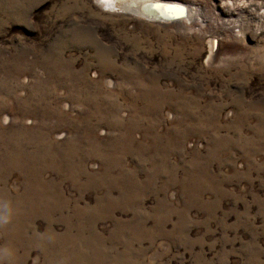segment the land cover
Instances as JSON below:
<instances>
[{"label": "rangeland", "instance_id": "1", "mask_svg": "<svg viewBox=\"0 0 264 264\" xmlns=\"http://www.w3.org/2000/svg\"><path fill=\"white\" fill-rule=\"evenodd\" d=\"M154 1L0 0V264H264V0Z\"/></svg>", "mask_w": 264, "mask_h": 264}, {"label": "bare ground", "instance_id": "2", "mask_svg": "<svg viewBox=\"0 0 264 264\" xmlns=\"http://www.w3.org/2000/svg\"><path fill=\"white\" fill-rule=\"evenodd\" d=\"M97 1H99V0H97ZM102 2H104L105 6L108 9L114 10V11L120 7L119 5L125 4V7L124 8L126 10L132 11V13L134 12V13L140 15V16H144L148 20L150 19V20H152L154 22L156 20L157 23H164V24L171 25V26L172 25H175V26L176 25H183V26L190 27V26H193L194 24H196V21H197V20L194 21L191 18H187L186 20H183L180 17L179 18H176V14L175 13H177V10H180L179 8L181 6V4L178 3V2H171V1H169V2H166L165 4H162V2L160 3V2H157V1H154V0H102ZM100 3H101V1H100ZM127 5L129 7H131V8H129ZM176 8H178V9H176ZM253 8L254 7L252 5H250L249 3L241 2V1H238V2L237 1H222L218 5V9H219L220 14L225 15V16H228V15L230 16V15H235V14L237 15V11L240 12V13H243L245 11L248 14H254L255 13V10H254L255 8L254 9ZM191 12H192V10H191ZM187 13H189V12H187ZM136 14H134V15H136ZM188 16H185V17H188ZM256 16H257V13H256ZM228 22H230V21H228ZM242 22H243V20H242ZM255 22H256V20H255ZM255 25H256V23H255ZM253 26H254V23H253ZM227 27H230L231 28V26H229V25ZM211 56H212V54L210 55V57Z\"/></svg>", "mask_w": 264, "mask_h": 264}]
</instances>
